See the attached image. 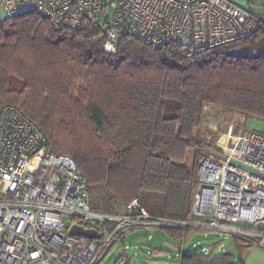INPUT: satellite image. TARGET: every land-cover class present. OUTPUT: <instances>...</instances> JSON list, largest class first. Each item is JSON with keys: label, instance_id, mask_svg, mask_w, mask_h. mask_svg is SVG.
Segmentation results:
<instances>
[{"label": "trees", "instance_id": "trees-1", "mask_svg": "<svg viewBox=\"0 0 264 264\" xmlns=\"http://www.w3.org/2000/svg\"><path fill=\"white\" fill-rule=\"evenodd\" d=\"M118 51L101 26L54 28L27 12L0 19V109L21 108L47 146L70 155L87 179L95 209L119 214L138 197L153 215L192 219L198 168L214 156L210 105L264 119V52H233L254 35L197 50L177 40L159 48L125 27ZM105 187L101 195L97 188ZM160 226L175 238L190 228ZM179 264H244L225 251H185Z\"/></svg>", "mask_w": 264, "mask_h": 264}, {"label": "built area", "instance_id": "built-area-1", "mask_svg": "<svg viewBox=\"0 0 264 264\" xmlns=\"http://www.w3.org/2000/svg\"><path fill=\"white\" fill-rule=\"evenodd\" d=\"M0 9L6 16L39 12L54 28L101 26L109 53L118 51L125 27L154 48L185 40L202 50L250 37L264 22V8L257 13L231 0H0ZM219 153L222 162L204 158L199 165L192 219L153 215L138 197L125 212L107 213L92 207L74 158L52 151L42 128L17 105H3L0 264H97L132 226L194 224L244 234L264 247V133L242 129L235 145ZM74 225L99 237L75 235Z\"/></svg>", "mask_w": 264, "mask_h": 264}, {"label": "rangeland", "instance_id": "rangeland-1", "mask_svg": "<svg viewBox=\"0 0 264 264\" xmlns=\"http://www.w3.org/2000/svg\"><path fill=\"white\" fill-rule=\"evenodd\" d=\"M112 13L113 8L108 11L107 17H110ZM0 16L1 18L6 16L1 9ZM233 52L248 56L263 53L264 36L254 41L238 44L233 48ZM207 108L219 109L224 113L220 121V130L214 131L209 136L214 152L219 153L221 150L231 149L236 143L237 134L242 129L248 128L264 133L263 118L245 116L238 111H231L215 105H210ZM230 125L234 126L231 130ZM211 159L222 162V159L216 156H211ZM96 192L104 195L106 188L99 187ZM90 197L92 198L91 194ZM98 210L103 209L100 207ZM180 227L190 228L181 238H175L157 227H126L123 234L112 242L97 264H179V255L182 252L187 250L202 251L203 249L208 250L210 255L228 251L236 258H245L253 243V240L244 234H223L194 224Z\"/></svg>", "mask_w": 264, "mask_h": 264}, {"label": "crops", "instance_id": "crops-1", "mask_svg": "<svg viewBox=\"0 0 264 264\" xmlns=\"http://www.w3.org/2000/svg\"><path fill=\"white\" fill-rule=\"evenodd\" d=\"M231 1L241 6L250 8L251 10L257 13H262V9L264 8V0H231ZM223 114H224L223 111L219 109H215V108L208 109L207 108L204 114V119H205V124H206L207 129L211 131H215V132L219 131L220 121L223 117ZM233 128L234 126L230 125V130ZM199 184H200V181H199ZM198 227H201V226H198ZM203 251H205V249H203ZM243 259H244V264H264V247L260 246L258 243L253 241L251 248L248 250L245 258Z\"/></svg>", "mask_w": 264, "mask_h": 264}, {"label": "water", "instance_id": "water-1", "mask_svg": "<svg viewBox=\"0 0 264 264\" xmlns=\"http://www.w3.org/2000/svg\"><path fill=\"white\" fill-rule=\"evenodd\" d=\"M211 153L216 156L219 157L221 159H225V156L220 155L219 153H216L214 151H211ZM235 164H237L240 167H245L242 163L232 160ZM246 169L249 170L248 167H246ZM71 232L75 235H81V236H86V237H90V238H98L99 237V233L94 230V229H88V228H84L81 225H74L71 229Z\"/></svg>", "mask_w": 264, "mask_h": 264}]
</instances>
